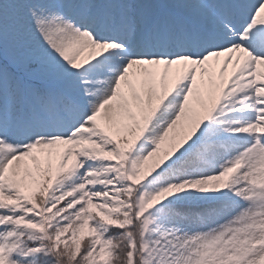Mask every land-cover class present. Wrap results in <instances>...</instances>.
Returning <instances> with one entry per match:
<instances>
[{
  "label": "snow or ice",
  "instance_id": "obj_1",
  "mask_svg": "<svg viewBox=\"0 0 264 264\" xmlns=\"http://www.w3.org/2000/svg\"><path fill=\"white\" fill-rule=\"evenodd\" d=\"M0 264H264V0H0Z\"/></svg>",
  "mask_w": 264,
  "mask_h": 264
}]
</instances>
